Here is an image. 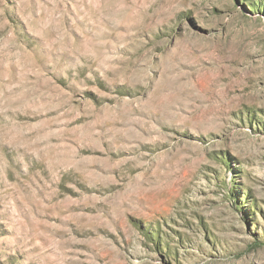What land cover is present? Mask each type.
Masks as SVG:
<instances>
[{"label": "rangeland", "instance_id": "rangeland-1", "mask_svg": "<svg viewBox=\"0 0 264 264\" xmlns=\"http://www.w3.org/2000/svg\"><path fill=\"white\" fill-rule=\"evenodd\" d=\"M0 264H264V0H0Z\"/></svg>", "mask_w": 264, "mask_h": 264}]
</instances>
